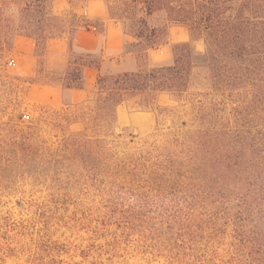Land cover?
Masks as SVG:
<instances>
[{
  "label": "trees",
  "instance_id": "trees-1",
  "mask_svg": "<svg viewBox=\"0 0 264 264\" xmlns=\"http://www.w3.org/2000/svg\"><path fill=\"white\" fill-rule=\"evenodd\" d=\"M6 1L18 9L16 32L37 47L67 40L64 71L44 84L83 89L84 71L99 70L103 47L84 50L75 37L84 31L103 36L105 23L74 10L57 13L54 0ZM102 1L135 70L99 73L91 95L60 112L29 124L0 123V172L29 171L42 158L78 160L95 170L119 145L113 135L120 106L154 112L158 122H171L163 143L146 140L140 150L116 155L113 166L140 188H187L189 220L205 215L228 225L239 252L264 264V0ZM7 21L0 8V53L11 45ZM168 23L183 27L189 42L172 47L170 62L150 65V54L166 43ZM162 97L171 106H161ZM52 132L56 145L44 138Z\"/></svg>",
  "mask_w": 264,
  "mask_h": 264
},
{
  "label": "rangeland",
  "instance_id": "rangeland-1",
  "mask_svg": "<svg viewBox=\"0 0 264 264\" xmlns=\"http://www.w3.org/2000/svg\"><path fill=\"white\" fill-rule=\"evenodd\" d=\"M68 1L77 7L86 0H61L57 9ZM6 4L0 0L12 30L5 36L11 45L0 53V81H5L0 87V123L29 124L40 115L79 104L91 95L99 73L126 72L128 64H136L130 54L105 55L99 73L87 71L80 93L85 98L68 103V93L61 95L56 85L44 84L64 71L68 48L52 53L50 42L42 50L19 35L18 9ZM167 31L166 43L150 54L148 64L170 62L172 47L189 42L180 25L168 23ZM112 42L120 40L112 37ZM121 44L124 48V37ZM195 46L202 48L200 41ZM159 104L171 106L166 97ZM170 127V120L158 122L154 112L120 106L113 135L119 145L103 166L89 170L78 160L42 158L29 171L0 172V264H252L239 252L228 225L224 228L205 215L198 222L188 219L187 188H140L113 166L116 155L140 150L146 140L162 144ZM49 134L44 138L56 145V133Z\"/></svg>",
  "mask_w": 264,
  "mask_h": 264
},
{
  "label": "crops",
  "instance_id": "crops-1",
  "mask_svg": "<svg viewBox=\"0 0 264 264\" xmlns=\"http://www.w3.org/2000/svg\"><path fill=\"white\" fill-rule=\"evenodd\" d=\"M59 1L61 0H54L52 4L53 10L57 13L74 10L80 14L86 15L90 19H97L105 23V33L103 36L96 35L93 32H86V31L78 33L75 37V43L78 47L84 50H87V51H92V52H97L100 50L101 47H103V58L105 55L114 56L118 54H122L125 57L130 56L129 54H125L124 48H122L121 39L122 37H124V35L121 31V28L118 24L108 19L105 5L102 0H86L82 4V6H77V7L73 6L72 3L68 1L66 6L58 10L57 5ZM112 37L116 39L118 38V40H120V43L116 42V44H114L112 42ZM59 42L60 44L58 45L53 44V43H59ZM48 48H50V51H52V53L61 54L65 48L66 49L68 48V43L65 39L51 40ZM128 65H129V68L127 69V71L135 70L136 64L135 65L128 64ZM90 69H93V68H86L84 71V86L86 83L87 71H89ZM96 71L99 73L100 68L99 70H96ZM83 90L84 88L83 89H62L59 87V91H61V95H65L66 93L69 94L68 103H75L81 99H84L85 97L81 98L80 96V93Z\"/></svg>",
  "mask_w": 264,
  "mask_h": 264
}]
</instances>
